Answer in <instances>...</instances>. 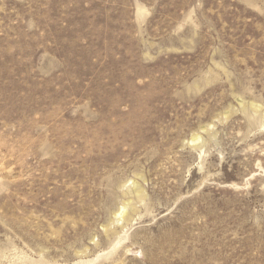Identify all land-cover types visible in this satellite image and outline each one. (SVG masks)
Instances as JSON below:
<instances>
[{
	"label": "rangeland",
	"instance_id": "rangeland-1",
	"mask_svg": "<svg viewBox=\"0 0 264 264\" xmlns=\"http://www.w3.org/2000/svg\"><path fill=\"white\" fill-rule=\"evenodd\" d=\"M0 264H264V0H0Z\"/></svg>",
	"mask_w": 264,
	"mask_h": 264
},
{
	"label": "bare ground",
	"instance_id": "bare-ground-1",
	"mask_svg": "<svg viewBox=\"0 0 264 264\" xmlns=\"http://www.w3.org/2000/svg\"><path fill=\"white\" fill-rule=\"evenodd\" d=\"M194 137V136H193ZM199 139V137L198 136H196V137H194V138H192V143H194V142H196L197 140ZM190 143V142H189ZM144 190L138 185V184H136L135 185V194H136V196L140 199V200H142L143 198H144V192H143ZM125 212V208L124 207H121L118 211H117V213H116V215H122L123 213ZM121 217V216H120ZM123 241L121 240V238L119 239V241L117 242V244L114 246V250H116L117 249V247L120 245V243H122ZM120 247V246H119Z\"/></svg>",
	"mask_w": 264,
	"mask_h": 264
}]
</instances>
